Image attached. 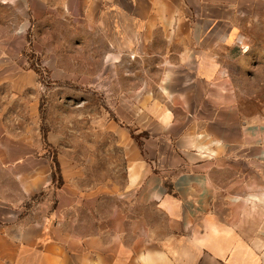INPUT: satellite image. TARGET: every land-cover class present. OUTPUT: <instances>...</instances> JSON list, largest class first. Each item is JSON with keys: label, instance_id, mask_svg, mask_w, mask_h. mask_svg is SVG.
I'll return each instance as SVG.
<instances>
[{"label": "crops", "instance_id": "crops-1", "mask_svg": "<svg viewBox=\"0 0 264 264\" xmlns=\"http://www.w3.org/2000/svg\"><path fill=\"white\" fill-rule=\"evenodd\" d=\"M0 5L77 29L135 124L105 109L81 149L76 117L44 133L38 102L12 106L29 84L0 96V156L32 157L18 186L37 206L0 226V264H264V122L241 116L222 66L264 0ZM145 107L160 109L146 126Z\"/></svg>", "mask_w": 264, "mask_h": 264}, {"label": "rangeland", "instance_id": "rangeland-1", "mask_svg": "<svg viewBox=\"0 0 264 264\" xmlns=\"http://www.w3.org/2000/svg\"><path fill=\"white\" fill-rule=\"evenodd\" d=\"M40 14L11 12L0 5V96L5 97L19 85L29 84L24 92L13 93L16 104L12 106L29 108L38 102L44 133L64 127L76 117L69 128L79 132L77 141L81 149L93 144V117L104 115L105 109L124 126L134 128L135 124L131 123L134 119L127 120L131 109L126 107V101L119 105L120 99L131 101L132 94L105 91V77L92 74L97 66L89 58L87 45L79 52L77 44L73 43L75 31L78 38L77 29L74 31L70 25L57 22L55 13L49 22L41 20ZM64 23L70 24V21ZM246 32L239 43L224 51V76L234 90L233 98L241 116L251 122H264V21ZM28 73L32 76L28 77ZM143 78L146 82L151 77ZM152 109L144 108L145 126L146 114L151 117ZM153 110L156 114L160 111ZM55 135L53 132L52 137ZM69 142L72 144L71 140ZM101 142L95 141L97 146ZM30 158L0 156V226L17 223L30 210H36L35 197L30 199L18 186ZM4 199L12 201L2 202Z\"/></svg>", "mask_w": 264, "mask_h": 264}]
</instances>
